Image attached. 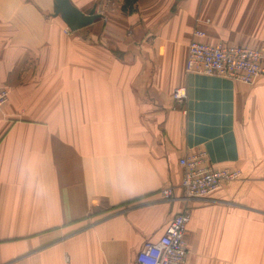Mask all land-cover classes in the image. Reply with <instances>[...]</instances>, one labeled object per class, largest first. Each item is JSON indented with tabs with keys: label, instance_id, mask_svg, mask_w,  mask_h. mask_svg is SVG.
<instances>
[{
	"label": "crops",
	"instance_id": "0c3cea01",
	"mask_svg": "<svg viewBox=\"0 0 264 264\" xmlns=\"http://www.w3.org/2000/svg\"><path fill=\"white\" fill-rule=\"evenodd\" d=\"M70 1L99 18L67 34L57 0H0V264H136L185 209L184 264H264V74L186 71L198 27L262 45L264 0ZM201 150L242 176L185 199Z\"/></svg>",
	"mask_w": 264,
	"mask_h": 264
},
{
	"label": "built area",
	"instance_id": "2783aa9c",
	"mask_svg": "<svg viewBox=\"0 0 264 264\" xmlns=\"http://www.w3.org/2000/svg\"><path fill=\"white\" fill-rule=\"evenodd\" d=\"M208 22V21H207ZM67 34L71 29H65ZM206 31L196 28L188 45L186 71L213 75L252 85L264 74V42L259 47L209 43ZM187 90L184 86L173 91L174 101L184 104ZM9 100V89L0 85V111ZM182 180L180 188L185 199L208 198L226 184L239 180L240 169H217L209 165L206 151L180 158ZM167 199H175V187L161 190ZM191 210L176 214L157 241H146L138 251L136 264H184L188 254L187 226Z\"/></svg>",
	"mask_w": 264,
	"mask_h": 264
},
{
	"label": "water",
	"instance_id": "95a60500",
	"mask_svg": "<svg viewBox=\"0 0 264 264\" xmlns=\"http://www.w3.org/2000/svg\"><path fill=\"white\" fill-rule=\"evenodd\" d=\"M93 8L89 13L80 11L70 0H57L56 15H61L64 22L72 31L85 28L91 25L99 15Z\"/></svg>",
	"mask_w": 264,
	"mask_h": 264
}]
</instances>
